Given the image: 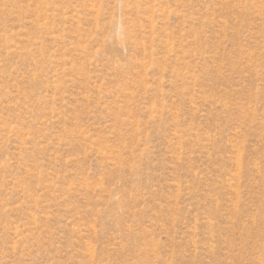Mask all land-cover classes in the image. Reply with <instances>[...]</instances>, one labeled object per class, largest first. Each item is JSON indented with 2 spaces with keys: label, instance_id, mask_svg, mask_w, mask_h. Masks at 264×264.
Masks as SVG:
<instances>
[{
  "label": "rangeland",
  "instance_id": "374dc122",
  "mask_svg": "<svg viewBox=\"0 0 264 264\" xmlns=\"http://www.w3.org/2000/svg\"><path fill=\"white\" fill-rule=\"evenodd\" d=\"M0 264H264V0H0Z\"/></svg>",
  "mask_w": 264,
  "mask_h": 264
}]
</instances>
